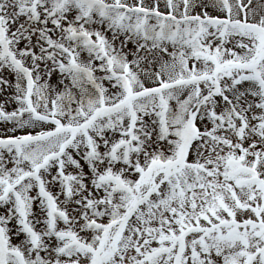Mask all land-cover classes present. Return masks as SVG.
Masks as SVG:
<instances>
[{
	"label": "snow or ice",
	"instance_id": "1",
	"mask_svg": "<svg viewBox=\"0 0 264 264\" xmlns=\"http://www.w3.org/2000/svg\"><path fill=\"white\" fill-rule=\"evenodd\" d=\"M0 264H264V0H0Z\"/></svg>",
	"mask_w": 264,
	"mask_h": 264
}]
</instances>
